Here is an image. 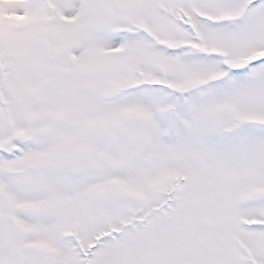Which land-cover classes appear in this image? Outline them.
Wrapping results in <instances>:
<instances>
[{
	"label": "snow or ice",
	"instance_id": "snow-or-ice-1",
	"mask_svg": "<svg viewBox=\"0 0 264 264\" xmlns=\"http://www.w3.org/2000/svg\"><path fill=\"white\" fill-rule=\"evenodd\" d=\"M0 264H264V0H0Z\"/></svg>",
	"mask_w": 264,
	"mask_h": 264
}]
</instances>
